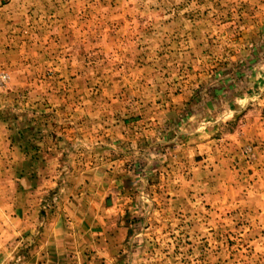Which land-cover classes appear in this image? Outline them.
Here are the masks:
<instances>
[{
  "label": "rangeland",
  "instance_id": "obj_1",
  "mask_svg": "<svg viewBox=\"0 0 264 264\" xmlns=\"http://www.w3.org/2000/svg\"><path fill=\"white\" fill-rule=\"evenodd\" d=\"M4 264H264V0H0Z\"/></svg>",
  "mask_w": 264,
  "mask_h": 264
},
{
  "label": "crops",
  "instance_id": "obj_2",
  "mask_svg": "<svg viewBox=\"0 0 264 264\" xmlns=\"http://www.w3.org/2000/svg\"><path fill=\"white\" fill-rule=\"evenodd\" d=\"M1 248H4V246L0 245V249ZM1 253H2V250H0V264H4L6 261V258L4 257V254L1 255Z\"/></svg>",
  "mask_w": 264,
  "mask_h": 264
}]
</instances>
